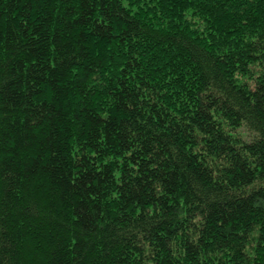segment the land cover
<instances>
[{"label": "trees", "instance_id": "16d2710c", "mask_svg": "<svg viewBox=\"0 0 264 264\" xmlns=\"http://www.w3.org/2000/svg\"><path fill=\"white\" fill-rule=\"evenodd\" d=\"M0 264H264V0H0Z\"/></svg>", "mask_w": 264, "mask_h": 264}]
</instances>
